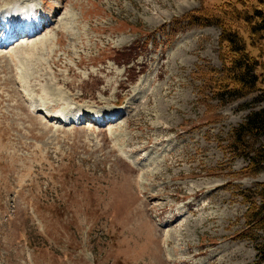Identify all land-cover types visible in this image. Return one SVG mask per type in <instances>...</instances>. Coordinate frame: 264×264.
<instances>
[{"label": "rangeland", "instance_id": "obj_1", "mask_svg": "<svg viewBox=\"0 0 264 264\" xmlns=\"http://www.w3.org/2000/svg\"><path fill=\"white\" fill-rule=\"evenodd\" d=\"M243 2L264 16V0ZM202 7L245 6L44 0L57 22L14 61L0 57V264H264V219L249 225L264 168L248 170L231 139L259 94L216 92L219 26L164 34ZM234 24L264 90V40L249 45ZM119 108L109 123L84 117Z\"/></svg>", "mask_w": 264, "mask_h": 264}, {"label": "trees", "instance_id": "obj_2", "mask_svg": "<svg viewBox=\"0 0 264 264\" xmlns=\"http://www.w3.org/2000/svg\"><path fill=\"white\" fill-rule=\"evenodd\" d=\"M239 2L245 7L240 9L235 7L232 12L227 8L214 10L202 7L192 10L180 18H173L172 24H169L168 28L163 25V29L166 36H173L191 26L210 24L219 26L218 42L224 45L225 52L222 56L224 60L221 68H212L210 73L216 92L226 91L224 93H228L232 98H241L254 92L259 94L257 99L261 106L232 131L231 138L238 152H243L244 157L248 160V170L255 171L264 168V144L259 147L249 144L257 138L256 136H264V90L259 85L263 71L258 73V68L263 70V64L257 56L249 51L246 38L234 23L244 22L246 28L252 33L247 35L249 45H253L254 41L250 38H254L255 41L264 40V16L259 8L251 6L253 4H244L243 0H239ZM254 34L256 35L254 36ZM131 61L133 60L126 62ZM258 196L260 198L259 207L253 202V208H249L254 217L249 225L255 221L261 223L264 219V183L260 184ZM256 208L259 212L255 211Z\"/></svg>", "mask_w": 264, "mask_h": 264}, {"label": "bare ground", "instance_id": "obj_3", "mask_svg": "<svg viewBox=\"0 0 264 264\" xmlns=\"http://www.w3.org/2000/svg\"><path fill=\"white\" fill-rule=\"evenodd\" d=\"M20 2H22V1H20ZM9 10L10 9V6L9 5H6V7H5V9L3 8L0 12H6V10ZM21 16H19V18H20ZM40 17H41V23H42V26H41V28H42V31H43V29H45L46 27V29H48L49 27H50V25L54 22V21H56V20H54L53 22H49V21H47V19L46 18H44L43 17V15H42V13L40 14ZM47 21V22H46ZM57 22V21H56ZM8 22H5V24H2V25H4V29H6V27L9 25V24H7ZM0 28H3L2 26L0 27ZM40 28V29H41ZM45 29V30H46ZM0 32H1V30H0ZM37 32H39L38 30H34V31H32V33H20L19 34V36H16V37H14V38H12L10 41H8V42H2V43H0V48L2 49V50H0V57H4V58H9V60L12 62V61H14L15 59H16V56H17V54L16 53H18L19 52V50L20 49H24V48H27V47H29L30 45L32 46V45H34L36 42H37V40H35L34 38H31V37H33L34 35H35V33H37ZM42 33V32H41ZM40 33V34H41ZM39 33H37V35H40ZM42 35V34H41ZM34 37H36V35L34 36ZM39 38V37H38ZM37 39V38H36ZM31 46L29 47V48H31ZM5 51V52H4ZM1 53H4L3 55H1ZM6 54V55H5ZM10 62V63H11ZM9 63V62H8ZM9 63V64H10ZM30 110H32L33 111V109H30ZM91 111V110H90ZM92 112H94V113H97L96 111H92ZM43 113V112H42ZM47 114H49L48 116L46 115V117L47 118H50V119H52V120H56V122H62V121H60V120H58V116L57 115H53V116H51L52 114H54V113H48L47 112ZM55 114H60V113H55ZM98 114V113H97ZM121 114H123V110H120V111H118V113H117V115H115L114 117H112V118H108V116L109 115H103L102 113H100V114H98L99 116H103L102 117V120H104V121H106V122H112V121H116L117 119H118V117L121 115ZM87 113H84V117H87ZM57 118V119H56ZM64 118H65V116H64Z\"/></svg>", "mask_w": 264, "mask_h": 264}]
</instances>
